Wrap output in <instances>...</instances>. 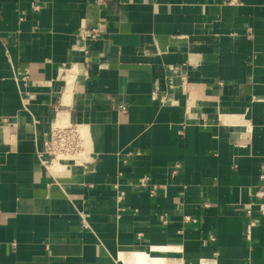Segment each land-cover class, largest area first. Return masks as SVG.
<instances>
[{
  "label": "crops",
  "instance_id": "1",
  "mask_svg": "<svg viewBox=\"0 0 264 264\" xmlns=\"http://www.w3.org/2000/svg\"><path fill=\"white\" fill-rule=\"evenodd\" d=\"M263 175L264 0H0V264H264Z\"/></svg>",
  "mask_w": 264,
  "mask_h": 264
},
{
  "label": "built area",
  "instance_id": "2",
  "mask_svg": "<svg viewBox=\"0 0 264 264\" xmlns=\"http://www.w3.org/2000/svg\"><path fill=\"white\" fill-rule=\"evenodd\" d=\"M99 5L104 6L107 10H114L117 5L121 3V0H96ZM99 36L96 30L88 31L82 30L80 33V39L82 41L88 39H96ZM123 112H126L125 107L120 108ZM3 123L7 124V120H3ZM86 155V135L84 130L77 124L59 125L53 128L46 140L42 150L37 152V158L41 167L47 171L53 168L55 163H59L62 166L68 167L70 165L85 164ZM179 166H176V170ZM175 170V172H176ZM264 178V175L262 176ZM147 181L142 179L140 186H146ZM154 190L152 191V193ZM121 196L123 194H120ZM259 198L264 197V192L257 194ZM118 196V199H121ZM259 213L264 215V204H258ZM249 217L253 216L252 209L247 211ZM165 224L166 221L162 219ZM83 225L86 227V222L83 221ZM257 226V222L251 219L246 227L244 236L250 240L253 229ZM214 241V238H211Z\"/></svg>",
  "mask_w": 264,
  "mask_h": 264
},
{
  "label": "bare ground",
  "instance_id": "3",
  "mask_svg": "<svg viewBox=\"0 0 264 264\" xmlns=\"http://www.w3.org/2000/svg\"><path fill=\"white\" fill-rule=\"evenodd\" d=\"M59 166H60L59 163H55L53 165V168L58 169ZM158 262L159 261L157 259L150 257L146 253H142V254L137 255V264H158Z\"/></svg>",
  "mask_w": 264,
  "mask_h": 264
}]
</instances>
